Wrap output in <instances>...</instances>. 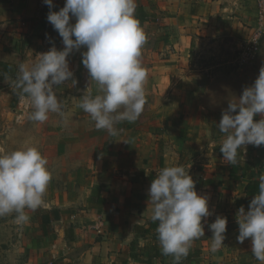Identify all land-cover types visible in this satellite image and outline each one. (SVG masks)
I'll return each mask as SVG.
<instances>
[{"label": "crops", "instance_id": "0c3cea01", "mask_svg": "<svg viewBox=\"0 0 264 264\" xmlns=\"http://www.w3.org/2000/svg\"><path fill=\"white\" fill-rule=\"evenodd\" d=\"M258 1L136 0L135 15L148 34L141 56L148 70L147 104L137 122L117 125L122 131L115 137L97 130L79 107L90 80L81 56L87 49L68 57L79 83L73 88L69 81L56 91L69 103L67 115L87 126L92 163L81 198L41 207L33 215L24 264H174L171 256L161 254L158 225L147 203L156 174L173 165L189 170L213 213L206 218L205 236L194 241L182 264H260L250 240L237 242L236 213L241 206L247 210L253 198L247 187L264 175V145H248L239 162L229 165L220 152L225 137L219 121L209 123L206 101L210 78L222 62H237L233 52L256 29ZM40 3L0 0V63L8 65L6 71L0 68V107L33 110L15 87L19 65L31 66L53 41L58 50L64 47L47 21L49 6L41 8ZM64 5L59 0L51 10ZM261 45L264 50V36ZM218 215L228 219L227 238L213 253L208 224Z\"/></svg>", "mask_w": 264, "mask_h": 264}, {"label": "clouds", "instance_id": "9594fccd", "mask_svg": "<svg viewBox=\"0 0 264 264\" xmlns=\"http://www.w3.org/2000/svg\"><path fill=\"white\" fill-rule=\"evenodd\" d=\"M44 3L50 8L47 21L64 47L58 50L53 41L50 50L38 54L31 66L19 65L15 87L21 100L30 102V120L42 124L50 114L66 117L65 101L56 90L69 81L73 88L78 85L68 57L86 48L81 56L90 80L79 107L97 130L117 136L122 131L117 125L137 122L147 104L148 70L141 56L148 34L135 15L136 0H65L59 11L51 10L56 7L53 0ZM227 104L217 126L225 137L220 146L223 160L234 166L248 145H264V66L254 83L245 86L239 97L230 96ZM52 179L48 158L35 146L0 154V217L14 213V223H28V210L46 206L44 197ZM258 189L247 210L241 206L236 213V239L239 244L250 240L252 255L264 264V175L259 177ZM147 203L151 220L158 225L161 254L171 256L174 264H182L194 241L205 236L206 218L213 215L209 197L197 193L196 182L184 165H173L156 174ZM208 228L215 253L224 247L227 217L216 216Z\"/></svg>", "mask_w": 264, "mask_h": 264}, {"label": "rangeland", "instance_id": "374dc122", "mask_svg": "<svg viewBox=\"0 0 264 264\" xmlns=\"http://www.w3.org/2000/svg\"><path fill=\"white\" fill-rule=\"evenodd\" d=\"M240 52V49L233 52V59L237 62H222L223 65L216 68L218 71L215 69V78H210L206 99L209 123L220 121L222 112L228 107V98L233 95L239 97L245 86L254 83L261 66H264L261 44L256 57L247 64L238 62ZM65 105L69 106V103L65 102ZM68 110L65 109L66 113ZM32 111L31 108L28 111H13L0 107V154L28 146L39 148L48 158L49 167L53 171V179L44 197V207L70 204L81 198L86 191L83 186L92 163L89 155L94 153L87 126L74 120L69 114L63 119L50 114L49 119L41 124L30 120ZM36 212L37 210H28L30 220L22 226L14 223V213L0 217V264L25 263V245Z\"/></svg>", "mask_w": 264, "mask_h": 264}, {"label": "built area", "instance_id": "2783aa9c", "mask_svg": "<svg viewBox=\"0 0 264 264\" xmlns=\"http://www.w3.org/2000/svg\"><path fill=\"white\" fill-rule=\"evenodd\" d=\"M59 0H53V3H57ZM41 8L48 7L44 0H41ZM264 36V0L258 1V14H257V27L254 30L252 36L243 46L240 52V63L247 64L256 57L259 52L261 40Z\"/></svg>", "mask_w": 264, "mask_h": 264}, {"label": "trees", "instance_id": "16d2710c", "mask_svg": "<svg viewBox=\"0 0 264 264\" xmlns=\"http://www.w3.org/2000/svg\"><path fill=\"white\" fill-rule=\"evenodd\" d=\"M0 68L1 69H5V71L8 69V65H5L3 63H0ZM257 119V117H256ZM258 183H259V179H254L249 186L247 187V195L248 197H254L255 195L258 194Z\"/></svg>", "mask_w": 264, "mask_h": 264}]
</instances>
